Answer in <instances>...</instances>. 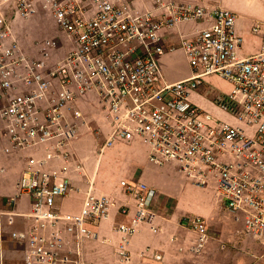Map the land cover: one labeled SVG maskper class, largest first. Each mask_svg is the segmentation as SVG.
Instances as JSON below:
<instances>
[{
    "label": "built area",
    "instance_id": "1",
    "mask_svg": "<svg viewBox=\"0 0 264 264\" xmlns=\"http://www.w3.org/2000/svg\"><path fill=\"white\" fill-rule=\"evenodd\" d=\"M156 2L160 17L138 12L126 0H0L3 135L12 151L46 147L47 153L46 158L29 160L14 196L6 198V210L0 211V221L23 217L30 222L27 229L9 235L27 264H90L83 258L84 246L98 240L94 228L110 216L112 201L91 194L79 214L62 213L60 201L74 188L70 167L46 168L53 159L69 165V148L85 124L76 105L88 94L96 97L103 126L110 131L101 151L117 141L139 139L149 148L150 163L175 164L199 187L214 184L226 208L242 217L245 233L257 237L264 249V34L260 52L243 56L233 11ZM40 12L48 13L65 34L67 54L52 56L58 44L47 39L36 42L38 51L31 56L16 38L14 22ZM206 20L211 21L207 28L180 37L192 75L167 82L160 65L166 53L161 32ZM260 29L256 26L253 32ZM214 75L233 86L213 102L234 122L191 100ZM103 130L98 126L92 133ZM121 186L135 202V223L145 222L156 191L141 182L123 181ZM23 197L30 199L28 213L15 211ZM120 212L129 215L130 210L123 207ZM183 219L198 235L190 248L198 255L209 241V227L198 216ZM116 231L122 236L115 248L117 262L132 264L134 228L119 225ZM153 258L163 261L159 253Z\"/></svg>",
    "mask_w": 264,
    "mask_h": 264
},
{
    "label": "crops",
    "instance_id": "2",
    "mask_svg": "<svg viewBox=\"0 0 264 264\" xmlns=\"http://www.w3.org/2000/svg\"><path fill=\"white\" fill-rule=\"evenodd\" d=\"M126 1L132 4L138 12H153L157 17L161 16V12L157 11L158 4L156 0ZM164 1L206 7L208 9L225 8L233 11L224 0ZM30 19L23 20L24 23L21 22L22 19H18L20 22L18 20L15 21L14 30L16 38L20 41L26 52L31 56H35L34 53L38 51L35 44L39 40L31 43L27 40L29 34H22L23 30L27 28L26 23L28 24ZM210 23V20L181 23L172 30L162 31L161 34L164 37L166 46V53L160 59L162 71H164V67L168 64L176 63L181 56L186 59L189 65L188 59L180 47V37H192L207 28ZM254 23L249 18L244 19L241 15H237V33L243 39V47L244 37L250 33L249 30H251ZM176 54H181V56L178 58ZM189 69H191L190 66ZM188 77L189 72L175 79H166V81L175 83ZM207 89L203 86L199 91L191 95V100L224 121L234 122L229 115L221 113L219 110V114L214 111L215 106H212L206 99ZM200 97L207 102H204ZM208 105L213 108L207 107ZM76 107L83 113L85 124L81 126L76 139L71 143L69 148L71 152L69 165L62 159H53L46 168L48 170H60L67 166L70 167L69 176L73 181L74 188L66 199L60 201L62 213L79 214L89 194L107 196L113 203L109 218L101 221L94 228V231L98 233V240L88 241L84 246L83 258L87 263L118 264L115 248L121 241L122 236L116 231V227L125 225L134 228V233L129 243L132 264H255L254 255L262 247L261 241L252 234L245 233L242 217H237L235 213L226 208L214 184H210L207 187H199L190 178L181 173L175 164L156 166L150 163L149 148L139 141L114 143L100 154L96 162L92 163L87 156L80 152L76 143L85 136L94 137L95 140L100 137L107 139L110 131L109 128L103 126L104 121L101 119L99 113V104L93 94L81 97ZM89 123L93 124L95 129H98V126H102L104 130L100 135H94L92 133V126ZM3 131V127L0 124V171L3 170L0 173V211L6 210L4 205L6 198L14 196L17 182L25 171L29 160L47 157L46 147L23 152L12 151L6 137L3 135ZM102 133L104 136H102ZM115 144L117 145L116 150L112 151L111 154L120 157V162L108 163L107 169H102L104 153ZM6 148L11 149L10 154L4 152ZM176 176L180 178L184 177L192 185L190 186L181 178L191 191L202 189L204 191L198 192H203L202 196L210 197L206 210L199 211L196 215L192 216L205 219L209 227V241L198 255L190 252V248L197 242L198 235L183 222V218L186 217L185 214L177 210V202L170 199V195L172 194L170 191H173L177 196H184V192L178 189L180 187L182 189L184 185L178 184ZM123 181L141 182L157 190H155L157 199L154 207H151L145 222L141 224H137L134 221L135 202L123 191L121 186ZM159 193H162L161 198L158 196ZM163 193L166 196H163ZM30 207V199L23 197L18 202L15 211L18 213H28ZM123 207H127L130 210L129 215H123L120 212V209ZM29 225L30 222L23 217H14L13 222H10L8 217L1 218L0 264L26 263L23 250L10 240L9 235L11 232L27 229ZM141 253L146 254L147 257L141 258ZM156 253L162 255V262H158L153 258Z\"/></svg>",
    "mask_w": 264,
    "mask_h": 264
},
{
    "label": "rangeland",
    "instance_id": "3",
    "mask_svg": "<svg viewBox=\"0 0 264 264\" xmlns=\"http://www.w3.org/2000/svg\"><path fill=\"white\" fill-rule=\"evenodd\" d=\"M224 1L227 3L228 7H230L238 16L241 15L244 19L249 18L255 22L254 25H252L251 30H249L250 33H248V35L244 37V47L242 54L243 56H251L257 54L261 50L262 37L264 34V0H224ZM29 21L30 22H28V24L25 22L27 28H25L22 33L23 35L25 33L29 34V38H27L28 41H30L31 43L37 40L44 41L47 39H52L56 41L58 44V49L52 51V56H54L56 52H60V51H61L60 55L62 56L69 50L70 43L67 41L65 34L62 31H60L54 19L48 13L40 12ZM21 22L24 23L23 20H21ZM256 26L261 28L259 33L253 32V28ZM176 55H178V58L179 56H181V54H176ZM164 68L165 69L163 71V74L166 77L165 79L167 80L175 79L182 75H186L188 74V72H189V77L192 75V71L191 69H189V65L187 64L186 59L183 56H181L176 61V63L168 64ZM205 83L206 86L204 87L208 88L206 91V95H207L206 99L212 104V106H214V102L212 100L213 97L215 98L219 94H229V92L231 93V91H233V86L229 82L216 75L206 78ZM200 99H202L204 102H207L205 99L201 97ZM212 106L208 105L207 107L213 108ZM214 109H215L214 111L219 114L218 109L215 107ZM0 124L1 127L4 126V123L2 122L1 119H0ZM89 125L92 126V130H95L93 124L89 123ZM102 136H104V134ZM105 140L106 138L104 137L103 138L100 137L97 140H95L94 137L85 136L82 137L80 141L76 143V145L79 147L80 152L85 156H87V158L90 159L92 163H94L96 162L100 154H102L103 151L105 150L104 149L103 151H101V147L103 146ZM133 141L141 142L139 139H135L132 141H117L115 143L133 142ZM115 145L104 153L102 169H107L108 163L120 162L121 160L120 157L115 156V154H111L112 151L116 150L117 145L116 146ZM175 178L178 184L180 183L184 185L182 189L181 187L178 188L184 192V196L178 195L179 196L178 197L173 191H170L172 193L170 195V199H172L174 202H177L176 205L177 210L183 212L185 216L188 218L192 217L193 215H196V213H198L199 211H205L207 206L209 205L210 197L202 196L203 192H198L204 190L200 189L197 191H193V190L191 191L189 186L186 185L188 181L184 177L181 178L184 179L186 183L179 176H176ZM125 182H129V181H125ZM188 184L192 186L190 183ZM158 196L159 198H161L162 193H159ZM163 196H166V194L163 193ZM152 207H154V205ZM256 252L257 253L254 255L255 264H264V249L261 247Z\"/></svg>",
    "mask_w": 264,
    "mask_h": 264
}]
</instances>
